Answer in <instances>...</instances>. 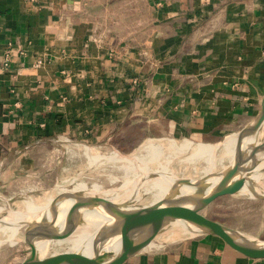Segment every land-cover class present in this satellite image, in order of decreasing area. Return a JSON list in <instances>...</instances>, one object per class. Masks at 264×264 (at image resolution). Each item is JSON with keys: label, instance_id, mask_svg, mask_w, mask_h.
Returning a JSON list of instances; mask_svg holds the SVG:
<instances>
[{"label": "crops", "instance_id": "crops-1", "mask_svg": "<svg viewBox=\"0 0 264 264\" xmlns=\"http://www.w3.org/2000/svg\"><path fill=\"white\" fill-rule=\"evenodd\" d=\"M75 2L0 0V182L26 174L36 151L68 136L124 154L164 135L215 144L257 112L264 0H154L165 28L136 46L86 39L70 18ZM121 264L264 257L211 233L176 232Z\"/></svg>", "mask_w": 264, "mask_h": 264}, {"label": "rangeland", "instance_id": "rangeland-1", "mask_svg": "<svg viewBox=\"0 0 264 264\" xmlns=\"http://www.w3.org/2000/svg\"><path fill=\"white\" fill-rule=\"evenodd\" d=\"M70 6V18L83 27L85 38L91 36L103 44L140 45L144 39L151 40L148 34L153 30L160 27L165 28V24L157 20L155 13L157 6L154 0H76ZM68 138L58 141L60 145L58 147L56 145L55 148H52L48 144L45 145L44 149L36 151L31 159L32 164L25 167L26 174H12L8 180L5 177L1 178L0 216L8 215V211L23 210L22 203L24 201L37 203L39 200H43L44 196L54 194L60 188L69 189L78 181H84L87 187H90V183L95 182L104 189L115 188L123 179L122 171L118 166L123 161V157L131 158L140 155L141 152L145 153L142 148L145 144L158 143L160 148H164L166 142L177 144L183 139H190L192 142L200 141L190 137L157 136L143 141L134 150L124 154L103 142L90 143L84 140H75L71 136ZM73 151L78 154L73 153ZM114 151L117 156L121 157L120 159L111 160L108 158ZM190 151L189 146L181 152L168 156L167 162L164 161L165 158H162L161 161H164L167 169L178 177L195 176L193 178H196L203 174L201 170L203 162L196 158L185 159ZM93 154H98L100 157L89 162L88 159ZM183 155L184 157H182ZM226 163L227 159L217 162L216 167L219 166L217 170L222 168L220 165L225 166ZM147 165L150 169L158 167L155 163H148ZM258 173L261 182H264V164ZM112 175L115 178L109 180ZM130 176L128 174V177ZM12 195L14 199L9 201L8 198ZM152 197L150 191L142 190L139 197L132 198L131 201L146 203ZM201 212L212 219L239 229L246 235H254L264 239V198H253L243 193L222 194L215 197ZM17 229L20 231L16 230L12 236V242L8 241L11 239L8 231L0 229V264H18L28 249V245L23 240V224H20ZM170 230L177 229L170 224L166 225L156 233L153 237L154 241L158 242L165 239L162 234ZM70 244L71 247H75L84 243L80 240H73ZM51 246L52 248L63 249L66 247V242L54 243Z\"/></svg>", "mask_w": 264, "mask_h": 264}, {"label": "water", "instance_id": "water-1", "mask_svg": "<svg viewBox=\"0 0 264 264\" xmlns=\"http://www.w3.org/2000/svg\"><path fill=\"white\" fill-rule=\"evenodd\" d=\"M71 1L60 0L63 4ZM235 132L237 137L231 158L221 169L210 174L205 172L195 178L203 183L200 191L191 198L172 201L163 195L146 203H135L132 199L115 200L86 191L61 190L54 193L45 205L46 215L42 213L36 219L30 217L16 221L23 224V240L28 245L18 264H121L151 240L154 241L153 237L163 226L180 221L195 225L198 230L192 233L214 234L243 255L264 257V239H250L239 229L201 212L222 194L243 193L253 198H264V194L248 193L242 189L249 178L250 169L264 161V91L257 112ZM154 173L153 170L148 175ZM183 178L176 179L172 185L188 184L189 181ZM63 198L70 201L57 220L59 216L53 204ZM13 199L14 196L8 198L9 201ZM89 209L103 214L104 220L94 229L88 249L52 248V244L66 241L81 221L82 211ZM40 242L47 245L46 251L41 254L38 250Z\"/></svg>", "mask_w": 264, "mask_h": 264}, {"label": "bare ground", "instance_id": "bare-ground-1", "mask_svg": "<svg viewBox=\"0 0 264 264\" xmlns=\"http://www.w3.org/2000/svg\"><path fill=\"white\" fill-rule=\"evenodd\" d=\"M236 137H237V132L227 135L224 139H222L221 141L215 144L208 143V142L198 143V142H192L190 139H183V141L178 142L177 144L175 142H172V143L166 142L164 144L165 146L164 148H160L159 147L160 145L158 143L157 144L148 143L142 147L145 150V153L141 152L142 154L140 153V155H136L131 158L125 157V156L123 157V161H121L118 165L122 171L123 179L120 181L117 187L110 188V189L109 188L104 189L102 188L100 184L95 183V182L90 183L91 184L90 187H87L84 181H78L69 189L60 188L59 191L61 190L86 191L88 193L101 194V195L110 197L115 200H125V199H132V198L139 197L140 192L142 190L150 191V193L153 195L151 200H154L163 195L167 196L168 199L172 201L173 200L178 201L179 199L191 198L200 191L201 184L203 182L202 181L200 183L197 182V180L193 178L195 176H191V177L187 176L183 178V176L178 177L176 176V174L174 175L170 170L167 169L168 167H166L164 161L167 162L168 156H172V154L181 152L183 149L190 146L191 151L189 155L185 157V159H188V160L192 158L200 159L203 162V168L201 169L202 172L203 173L207 172L210 174V173L217 171L219 167V166L216 167L217 162H221L223 159L229 160L231 158V154L233 151V144H234V141L236 140ZM168 152L169 154H167ZM73 153L78 154L75 151H73ZM97 157H100V156H98V154H93L92 156L90 155L88 161L92 162ZM182 157H184V155ZM108 158L111 160H114V159H120L121 157L117 156V154L114 151L113 154L110 155ZM162 158H165V160L163 159L164 160L163 162L161 161ZM148 163H155L158 165V167L150 169L148 168V165H147ZM263 164H264V161L262 160L257 165L253 166L250 169L249 178L246 179L242 185L243 190L247 191L248 193L264 194V184H263L264 182H261L260 177H259L260 174L258 173L259 169L262 168ZM220 166L224 167L223 165H220ZM153 170L155 171L154 175H148V173ZM128 174H130L131 176L128 177ZM114 178L115 176L112 175L109 178V180H113ZM182 178L184 180L186 179V181L188 180L189 183L172 185L176 181V179H182ZM173 194H174V197H172ZM52 195L53 194L44 196L43 200L41 201L38 199L39 202L37 203L30 202V201H24L22 203L24 207L23 210L19 209L15 211H8L9 212L8 215H3L0 217V220H2V222H0V229L7 230L9 236H11V239H9L8 241L12 242L13 241L12 236L14 235L16 230H19L17 228L21 223L16 222L17 220H21V219L27 220V219H30V217H34L36 219L42 213L43 215L47 214V209L45 205L48 202V199L50 198V196ZM69 201H70L69 199L63 198V199L56 200L55 204H53L54 209L58 213V216H59L57 217V220L61 218L62 213L65 210V207L68 205ZM103 218H104L103 214L98 213L97 210L95 211V209H89V210L82 211L81 221L77 224L73 233L65 241L66 247L67 248L71 247V244H70L71 241L80 240L84 244L81 246L78 244L75 247L81 248L82 251H86L88 249L89 241L91 239L94 229L104 220ZM171 225L177 230H170V231H166L165 233H163L162 235L165 239L172 236L176 232L177 233L179 232L192 233L194 230H198L195 225L191 224L190 222H185V221H180L177 224L172 223ZM165 226H163V228ZM248 237L250 239L258 241V239L255 236L248 235ZM154 242L155 241L151 240V242H149L148 245L150 244L152 245V243ZM39 244H38L39 246L38 250H39V254H41L46 251L47 245L42 244V243L40 245ZM55 249H58V248H55Z\"/></svg>", "mask_w": 264, "mask_h": 264}]
</instances>
